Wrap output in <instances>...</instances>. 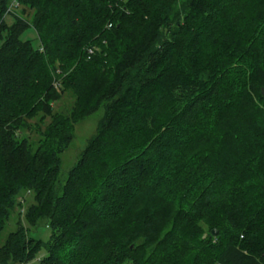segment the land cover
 Segmentation results:
<instances>
[{"label": "trees", "instance_id": "16d2710c", "mask_svg": "<svg viewBox=\"0 0 264 264\" xmlns=\"http://www.w3.org/2000/svg\"><path fill=\"white\" fill-rule=\"evenodd\" d=\"M17 207L0 264H264V0H0V233Z\"/></svg>", "mask_w": 264, "mask_h": 264}, {"label": "rangeland", "instance_id": "374dc122", "mask_svg": "<svg viewBox=\"0 0 264 264\" xmlns=\"http://www.w3.org/2000/svg\"><path fill=\"white\" fill-rule=\"evenodd\" d=\"M12 10L13 11L11 13L6 14L5 16V21L9 25H11L14 22L16 13H19L22 11L20 7H17L15 5L12 6ZM25 15H27V13ZM21 38L23 40H26V39L31 40L33 45L35 46L39 44L36 32L34 28L31 26L27 27L24 30V32L21 35ZM73 100H74V96L70 94V92L69 93L67 92L63 96V98L56 104L55 107L58 109H65L66 107L69 108L72 106ZM104 111H105L104 106L101 105L99 109H97L94 113L89 115L87 118H85L83 121L79 122L75 126V137L72 143L70 144V146L61 154V170H60L59 180L62 183L65 182L68 176L69 170L78 160L81 152L83 151V149L85 148L87 144L88 139L96 133L98 123L102 119L104 115ZM37 121L39 122V120ZM41 128H43V126H41ZM29 133L31 136L29 135ZM25 134L30 136L29 140L32 143L33 148L36 149L37 141L40 137L39 134L36 131H32V130L26 131ZM28 198L29 196H26V198L22 199L21 209L23 211L26 208V200H28ZM18 211H19V207H17V209H15V211L11 213V216L8 222L6 223L5 228L0 233V245L4 244L10 232L16 230L17 220H18ZM23 216L24 215H22V218L24 219ZM31 235L35 238H40L44 241H47L50 235V229L48 228L46 223H43L37 228L33 229L31 231ZM42 254H44V252ZM28 264H38V258H36L35 260H33L32 262Z\"/></svg>", "mask_w": 264, "mask_h": 264}, {"label": "water", "instance_id": "95a60500", "mask_svg": "<svg viewBox=\"0 0 264 264\" xmlns=\"http://www.w3.org/2000/svg\"><path fill=\"white\" fill-rule=\"evenodd\" d=\"M212 233H213L214 235H216V234H217L216 230H213V231H212Z\"/></svg>", "mask_w": 264, "mask_h": 264}, {"label": "crops", "instance_id": "0c3cea01", "mask_svg": "<svg viewBox=\"0 0 264 264\" xmlns=\"http://www.w3.org/2000/svg\"><path fill=\"white\" fill-rule=\"evenodd\" d=\"M12 4H14L16 2V0H11Z\"/></svg>", "mask_w": 264, "mask_h": 264}, {"label": "built area", "instance_id": "2783aa9c", "mask_svg": "<svg viewBox=\"0 0 264 264\" xmlns=\"http://www.w3.org/2000/svg\"><path fill=\"white\" fill-rule=\"evenodd\" d=\"M90 51H92V49H90Z\"/></svg>", "mask_w": 264, "mask_h": 264}]
</instances>
